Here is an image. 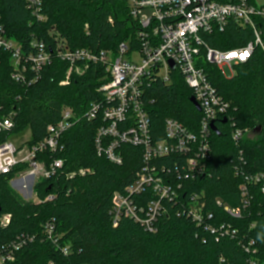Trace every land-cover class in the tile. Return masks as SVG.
Wrapping results in <instances>:
<instances>
[{"label": "trees", "instance_id": "1", "mask_svg": "<svg viewBox=\"0 0 264 264\" xmlns=\"http://www.w3.org/2000/svg\"><path fill=\"white\" fill-rule=\"evenodd\" d=\"M31 1L0 0V25L25 54L35 52L34 41L53 50L57 39L65 40L72 50L94 52H116L122 43L136 46L138 24L125 1L37 0L43 20L34 15ZM256 22L264 41V19L257 17ZM205 40L212 48L231 50L247 46L255 34L250 27L231 21L224 32L215 31ZM52 57L41 77L27 85L13 79L11 54L0 48V118L10 117L14 125L12 131L0 134V144L30 128L27 145H35L47 136L49 126L62 120L65 110L71 111L73 121L62 137L64 151L38 156L47 164L56 158L64 160L56 176L35 185L39 202L24 201L10 185L27 165L0 175V214H12L11 224L0 227V241L23 233L37 236L9 264H264V195L259 186H252L251 203L243 207L241 190L247 175L264 174V50L260 46L230 77L206 64L212 84L229 104V123L218 120V133H211L204 177H182L178 182L174 163L182 171V155L153 162L160 172L165 167L164 173L176 181L179 196L177 202L165 200V211L153 221V229L125 212L117 215L114 211V194H124L144 167L143 149L123 144L119 148L122 163H113L98 153L95 143L103 119L86 116L93 103L103 100L100 88L109 80L105 64H91L82 75L73 72L69 83L63 84L69 63L55 54ZM145 95L154 140L165 138L166 118L198 131L202 114L190 101L193 92L181 76H173L169 84L157 81L146 85ZM232 123L243 131L238 142L231 134ZM81 168L90 172L71 176ZM196 193L203 194L206 204L201 224L188 214L185 205ZM50 194L55 197L45 200ZM130 195L137 208L151 200L147 192ZM224 206L241 209V216L231 217ZM49 221L54 222L55 243L45 232Z\"/></svg>", "mask_w": 264, "mask_h": 264}, {"label": "built area", "instance_id": "2", "mask_svg": "<svg viewBox=\"0 0 264 264\" xmlns=\"http://www.w3.org/2000/svg\"><path fill=\"white\" fill-rule=\"evenodd\" d=\"M128 3L131 17L138 24L135 45L122 43L116 52L101 50L94 52L86 48L72 50L65 40L57 39L55 48L49 49L44 42H32L35 52L24 53L22 47L6 37L0 25V48L9 52L18 67L12 77L23 84L37 81L43 69L55 58L69 63V70L63 84H68L71 74L85 73L91 64L103 63L106 66L109 80L102 85L101 102H95L87 112L89 120L102 118L104 124L96 137V147L100 155L116 164H121L123 155L119 149L123 144H130L143 149L144 167L138 173L136 181L126 188L124 194L115 193L113 197L114 211L117 215L125 212L140 221L148 229H153V221L158 214L165 211L163 203L166 199L179 201L176 181L171 175L159 171L153 162L166 156L182 155L185 157L183 170L174 163L178 182L181 178L196 180L208 173L207 162L211 153L212 124L227 119L229 104L217 92L206 71V64H213L224 73V66H229L233 73L235 67L246 63L252 57L255 48L264 50L262 33L256 22L257 17L264 19V4H252L249 0H119ZM35 6L33 13L39 19L40 1L32 0ZM235 22L250 27L255 40L247 46L219 50L206 43V36L215 31L224 32L227 25ZM247 53L245 56L244 54ZM138 55V58L136 57ZM179 75L193 92L202 116L197 132L189 130L179 121L166 118L164 121L165 138L154 140L151 133V117L148 112V101L145 87L161 81L171 83L172 77ZM70 110L63 112L62 120L48 127L47 136L33 146L21 148L9 139L0 144V175H6L18 165H27L10 183L19 178L28 188V181L35 185L41 179H50L63 168L62 158L53 159L49 164L39 160L45 153H61L64 151L63 134L73 126ZM227 123L229 121L227 120ZM14 125L10 117L0 118V134L12 131ZM217 127V125H216ZM232 137L239 141L243 131L232 123ZM89 169L81 168L71 176L86 175ZM175 176V178H176ZM27 181V183H25ZM181 185V184H180ZM179 185V186H180ZM259 186L264 195V174L247 175L241 186L243 207L251 203V187ZM147 192L151 197L148 205L137 208L130 194ZM130 195V196H128ZM50 194L45 200H52ZM218 205L221 203L218 201ZM188 214L199 223H203L202 213L206 207L203 194H193L186 200ZM224 211L231 217L239 218L241 209L224 206ZM145 213V217H143ZM12 222V214H0V227L7 228ZM49 240L54 238V222L44 225ZM224 227H222L223 229ZM228 231V230H227ZM36 235L20 234L9 241H0V264L14 262L17 253L28 242H33ZM252 245L254 242L251 243ZM249 252V248H247ZM68 253V248L64 249ZM250 264H256L251 261Z\"/></svg>", "mask_w": 264, "mask_h": 264}, {"label": "rangeland", "instance_id": "3", "mask_svg": "<svg viewBox=\"0 0 264 264\" xmlns=\"http://www.w3.org/2000/svg\"><path fill=\"white\" fill-rule=\"evenodd\" d=\"M257 4H264V0H255ZM12 57V56H11ZM138 58V55H136ZM11 63L13 64V68L17 69L18 64L17 61L11 58ZM14 69V70H15ZM224 73L227 77H230L233 75V71L229 66H224L223 68ZM235 73V72H234ZM31 130L30 128L26 129L24 132L19 133V134H12L9 137V141L14 143L16 146H19L21 148H26L27 142L31 140ZM254 136V135H253ZM27 183V181L25 182ZM23 182L19 179L16 178L14 182L10 183L11 188L17 192V194L24 199V201H33V202H39L40 199L38 198L37 194L35 191L32 193V188H33V182L28 181V188L25 190L23 189Z\"/></svg>", "mask_w": 264, "mask_h": 264}, {"label": "water", "instance_id": "4", "mask_svg": "<svg viewBox=\"0 0 264 264\" xmlns=\"http://www.w3.org/2000/svg\"><path fill=\"white\" fill-rule=\"evenodd\" d=\"M190 101L193 103V105L196 107V109L198 111H200V107H199L197 101L195 100V98L192 97ZM226 122H227V119L224 120V123H226ZM212 130L218 133V128L216 127L215 124H212ZM0 213H1V206H0Z\"/></svg>", "mask_w": 264, "mask_h": 264}, {"label": "snow or ice", "instance_id": "5", "mask_svg": "<svg viewBox=\"0 0 264 264\" xmlns=\"http://www.w3.org/2000/svg\"><path fill=\"white\" fill-rule=\"evenodd\" d=\"M245 56L247 55V53L244 54Z\"/></svg>", "mask_w": 264, "mask_h": 264}]
</instances>
